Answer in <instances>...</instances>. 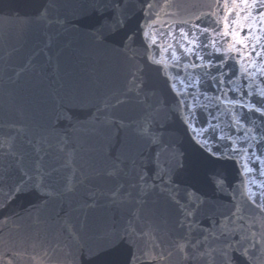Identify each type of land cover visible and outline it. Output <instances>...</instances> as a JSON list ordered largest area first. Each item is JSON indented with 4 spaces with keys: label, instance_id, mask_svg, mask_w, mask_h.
<instances>
[{
    "label": "water",
    "instance_id": "95a60500",
    "mask_svg": "<svg viewBox=\"0 0 264 264\" xmlns=\"http://www.w3.org/2000/svg\"><path fill=\"white\" fill-rule=\"evenodd\" d=\"M0 264H264V0H0Z\"/></svg>",
    "mask_w": 264,
    "mask_h": 264
}]
</instances>
